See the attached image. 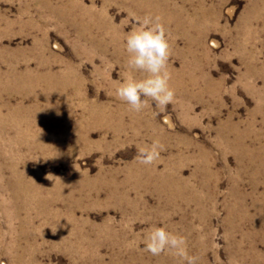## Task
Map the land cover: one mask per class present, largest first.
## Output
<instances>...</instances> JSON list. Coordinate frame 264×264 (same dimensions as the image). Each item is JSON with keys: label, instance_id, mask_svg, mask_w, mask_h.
<instances>
[{"label": "rangeland", "instance_id": "374dc122", "mask_svg": "<svg viewBox=\"0 0 264 264\" xmlns=\"http://www.w3.org/2000/svg\"><path fill=\"white\" fill-rule=\"evenodd\" d=\"M146 16L174 100L134 112L115 87L145 76L123 44ZM150 226L264 264V0H0V264H185L142 251Z\"/></svg>", "mask_w": 264, "mask_h": 264}, {"label": "clouds", "instance_id": "9594fccd", "mask_svg": "<svg viewBox=\"0 0 264 264\" xmlns=\"http://www.w3.org/2000/svg\"><path fill=\"white\" fill-rule=\"evenodd\" d=\"M123 47L127 53L128 72H141L145 76L139 80L129 77L118 82L115 97L134 112L142 111L149 99L160 109L171 104L174 92L169 87V73L166 70L169 43L159 17L146 16L130 29L124 38ZM160 149L161 145L154 140L150 146L138 148L134 159L143 165H151L158 158ZM142 243V251L153 256L171 253L185 264H195V258L188 255L185 238L162 226L146 229Z\"/></svg>", "mask_w": 264, "mask_h": 264}, {"label": "bare ground", "instance_id": "6f19581e", "mask_svg": "<svg viewBox=\"0 0 264 264\" xmlns=\"http://www.w3.org/2000/svg\"><path fill=\"white\" fill-rule=\"evenodd\" d=\"M19 77V76H18ZM40 78V77H39ZM21 79V78H20ZM41 180V179H40ZM23 181V180H22ZM22 181H20V182H22ZM29 181V180H28ZM25 182V181H24ZM18 183V182H17ZM30 184V183H29ZM29 184H27V185H25V184H23V183H20L19 185H18V191H19V195L21 194V196L22 195H32V196H36V193H31L33 190H34V186L35 185H29ZM36 184V183H35ZM44 185V184H43ZM42 186V185H41ZM39 190V189H38ZM34 192H36V191H34ZM28 193V194H27ZM42 193V192H41ZM18 194V193H17ZM18 195V196H19ZM29 195V196H30ZM39 195V194H38ZM40 197H41V195H40ZM31 199V198H30ZM29 201V200H28ZM39 201H40V199H39ZM43 201V200H42Z\"/></svg>", "mask_w": 264, "mask_h": 264}]
</instances>
